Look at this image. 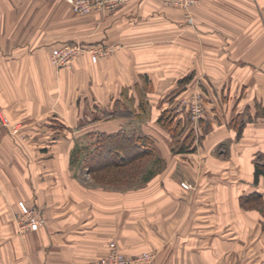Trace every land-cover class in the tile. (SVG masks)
Segmentation results:
<instances>
[{
  "label": "crops",
  "instance_id": "crops-1",
  "mask_svg": "<svg viewBox=\"0 0 264 264\" xmlns=\"http://www.w3.org/2000/svg\"><path fill=\"white\" fill-rule=\"evenodd\" d=\"M65 3L0 0V110L22 126V137L0 144V264H88L111 241L127 256L153 253L144 264H264V216L243 206L255 191L264 202V175L255 180L264 0H199L193 24L161 0L83 16ZM78 41L120 45L56 68L54 48ZM194 89L205 103L198 148L175 150L177 132L160 118L173 113L183 129L181 101ZM55 121L151 138L165 167L141 189L88 188L72 174V147H60ZM21 201L40 212L38 229L19 223Z\"/></svg>",
  "mask_w": 264,
  "mask_h": 264
},
{
  "label": "rangeland",
  "instance_id": "rangeland-1",
  "mask_svg": "<svg viewBox=\"0 0 264 264\" xmlns=\"http://www.w3.org/2000/svg\"><path fill=\"white\" fill-rule=\"evenodd\" d=\"M47 1V0H44ZM61 2H66L65 4H68L70 7L71 11L75 13V15H88V14H93V13H106V12H111L115 10L116 8L119 7V5L124 2L125 0H120L114 7L106 8H96L90 13H80L74 10L73 6L68 0H60ZM163 3L183 9L177 4L170 3L166 0H161ZM195 6L192 5L188 8V10H185V18L188 20L189 24L194 23V15L192 8ZM188 11V13H187ZM78 18V17H77ZM81 42V41H78ZM65 43V42H63ZM62 42L59 43L57 46L63 44ZM84 43H90V42H84ZM91 44L93 45H105L108 48L105 51L106 55L114 53L119 47L120 44L118 43H112V44H102L99 42H92ZM56 46V47H57ZM89 54V53H85ZM84 55V54H83ZM91 55V54H90ZM82 55H79L70 66L67 67H73L74 64L78 61V59ZM51 63L55 66V64L52 61V55H51ZM56 67V66H55ZM57 68V67H56ZM66 68V67H64ZM63 68V69H64ZM62 69V68H58ZM178 83L180 84V80H178ZM180 87V85H179ZM179 90V89H177ZM197 92V90H192L187 93V97L185 100L183 99L181 101V109H179V112L181 111L183 114V122H181L179 125L180 128L184 125L183 129H178L177 134H175L174 138H177L175 141V150L180 149L182 145L185 143L189 145L190 147L192 146L193 148L197 147V133L194 129L195 124L201 123V119L195 123L192 119L191 112L188 110L186 103V100H190ZM72 94H75L72 92ZM81 97V93H76V96ZM179 94V91L178 93ZM62 102V100H61ZM185 102V103H184ZM205 107V103H204ZM1 111V110H0ZM3 112V111H2ZM4 113V112H3ZM5 114V113H4ZM173 113H170L172 116ZM7 115V114H6ZM8 116V115H7ZM100 117V113L96 116L92 117ZM204 116V115H203ZM11 120V122H16L20 123L18 120L12 119L11 116H8ZM56 122V121H55ZM88 123V122H86ZM21 125V123H20ZM85 125V124H82ZM22 127V126H21ZM21 127L17 133H15L13 130L10 132L6 129H4L3 134L7 135L10 134L12 136H19L22 137L21 133ZM56 129L58 128V134L59 137H61L60 141V147L67 148V147H72V152H71V168H72V174L74 175L75 178H77L81 183L85 184L88 188H98V189H104L108 191H129L131 189H141L144 188L147 185V180L153 177V175L157 174V172H161L164 169L165 165V160L158 158L157 156H145L143 158H140L136 161H133L124 167H115V166H105L101 168L95 167V165L98 164V161L93 162V159L90 156V152L87 150V148L91 147L93 148L96 146V143H98V134L96 132L88 130V127L83 128L81 125L77 127H67L64 123L57 121L56 122ZM49 130V129H48ZM13 132V134H11ZM187 134V136L184 139H181L182 135L180 134ZM70 136V138L67 137V135ZM56 139L57 136H54ZM2 141V140H1ZM200 141V140H199ZM199 143V142H198ZM1 144V143H0ZM184 144V145H185ZM85 146L87 148H85ZM198 148V147H197ZM196 148V149H197ZM217 151V150H216ZM216 157L222 158V159H227V154L225 153H220L217 151ZM103 159V158H102ZM256 160V159H255ZM256 162V161H255ZM262 164V163H261ZM152 173V175L149 177V175ZM184 183V182H183ZM182 183V185H183ZM189 184L188 189H192L194 186L191 183L185 182ZM243 206L247 209L251 210H259L261 214L264 216V202L260 200H251L249 202H245Z\"/></svg>",
  "mask_w": 264,
  "mask_h": 264
},
{
  "label": "built area",
  "instance_id": "built-area-1",
  "mask_svg": "<svg viewBox=\"0 0 264 264\" xmlns=\"http://www.w3.org/2000/svg\"><path fill=\"white\" fill-rule=\"evenodd\" d=\"M73 6L74 10L80 13H90L96 8H110L114 7L120 0H68ZM179 5L185 10L199 0H166ZM188 13V11H187ZM108 48L105 45H93L84 42H65L54 48L52 52V61L57 68H64L70 66L73 61L85 53L91 54L92 60L96 62L101 56L106 55L105 51ZM188 110L191 112L192 119L197 123L204 115V97L203 94L197 92L190 100L185 103ZM20 123L11 122L10 118L0 111V143L3 137L4 129L14 131L17 133L20 129ZM13 134V132H11ZM183 186L189 188V184L183 183ZM21 208V215L19 223L23 228L36 230L41 225V214L39 211L30 208L25 202H19ZM153 253L143 252L135 256L125 255L118 247L115 241L109 244L108 252L99 259L89 262L88 264H144L152 261Z\"/></svg>",
  "mask_w": 264,
  "mask_h": 264
},
{
  "label": "trees",
  "instance_id": "trees-1",
  "mask_svg": "<svg viewBox=\"0 0 264 264\" xmlns=\"http://www.w3.org/2000/svg\"><path fill=\"white\" fill-rule=\"evenodd\" d=\"M160 121L172 133L175 134L177 132V129L173 126L174 120L171 118L168 111L163 113ZM97 139L98 143H96V146L93 148H87L85 146L90 152L93 162L98 161V164L95 165L97 168H103L105 166L124 167L125 165L145 156H154V143L153 140L148 137L119 131L114 133H98ZM184 144L179 151H186L190 148L189 145ZM255 161V180L258 182L260 176L264 175V153L259 154ZM151 175L152 173L149 177ZM250 196L251 198L249 200H255L262 197L261 193L257 191L251 193Z\"/></svg>",
  "mask_w": 264,
  "mask_h": 264
}]
</instances>
